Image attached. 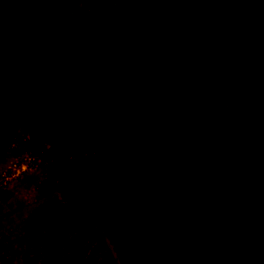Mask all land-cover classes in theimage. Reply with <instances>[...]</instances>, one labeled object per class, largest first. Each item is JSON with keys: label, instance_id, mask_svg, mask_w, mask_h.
<instances>
[{"label": "trees", "instance_id": "16d2710c", "mask_svg": "<svg viewBox=\"0 0 264 264\" xmlns=\"http://www.w3.org/2000/svg\"><path fill=\"white\" fill-rule=\"evenodd\" d=\"M179 1L188 9L172 0H0V22L6 27L0 28L5 71L0 73V105L10 109L25 103L23 113L31 119L27 129L38 121L39 135L47 141L56 132L100 129L106 151L123 157L118 169L103 165L117 173L158 169L162 158L188 162L184 177L199 172V179L214 184V164L234 152L245 169L204 202L210 209L217 192L235 195L248 211L241 231L249 234L248 213L254 214L249 211L264 217V178H257L264 172V141L259 139L264 119L258 120L264 116V7L249 26L223 37L264 0ZM190 50L194 54L184 63L181 53ZM212 78L223 89L214 94L215 103L209 92ZM184 80L186 99L179 98L184 105L153 113L169 86ZM44 102L59 114L54 125L41 112ZM116 107L126 110L113 117L109 109ZM247 119L254 136L244 132ZM126 142L134 149L117 148ZM194 178L190 186L205 195L199 188L210 184Z\"/></svg>", "mask_w": 264, "mask_h": 264}, {"label": "rangeland", "instance_id": "374dc122", "mask_svg": "<svg viewBox=\"0 0 264 264\" xmlns=\"http://www.w3.org/2000/svg\"><path fill=\"white\" fill-rule=\"evenodd\" d=\"M172 2L184 7L179 0ZM9 15L6 12L5 18ZM187 25L193 29V22ZM4 26L5 21L0 22V28ZM193 54L192 50L181 53L184 63ZM26 72L33 74L29 67ZM211 81L209 92L215 103L222 88ZM187 90L186 80L170 85L152 112L183 106ZM20 105L10 109L0 105V264H264V217L253 209L249 212L254 214L248 213L249 234L256 237L241 231L248 211L235 195L222 197L217 192L210 209L204 202L245 169L234 152L214 164V184L199 179V172L192 174L195 178L184 177L190 163L162 158L158 169L117 173L108 167L120 168L123 157L118 151H106L100 129L64 136L56 132L47 141L39 135L38 121L27 129L31 119L23 113L25 103ZM41 106L54 125L59 114L48 111L47 102ZM125 110L116 107L109 112L115 117ZM251 122L247 119L243 124L244 132L254 136ZM262 135L259 139L264 141ZM117 148L134 149L128 142ZM175 167L181 168L179 172ZM262 176L264 172L257 178ZM193 178L203 186L210 184L199 188L205 195H197L190 186Z\"/></svg>", "mask_w": 264, "mask_h": 264}, {"label": "water", "instance_id": "95a60500", "mask_svg": "<svg viewBox=\"0 0 264 264\" xmlns=\"http://www.w3.org/2000/svg\"><path fill=\"white\" fill-rule=\"evenodd\" d=\"M264 5H262L258 11H256L251 17L247 18L243 23L234 26L229 33L233 32V31H239L247 26L250 25L251 21L253 20V18L258 15V13L263 9Z\"/></svg>", "mask_w": 264, "mask_h": 264}]
</instances>
